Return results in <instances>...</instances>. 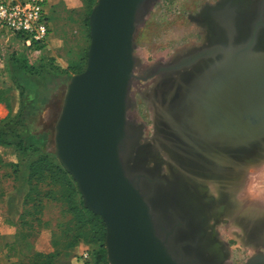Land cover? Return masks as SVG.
Segmentation results:
<instances>
[{"label":"water","instance_id":"water-1","mask_svg":"<svg viewBox=\"0 0 264 264\" xmlns=\"http://www.w3.org/2000/svg\"><path fill=\"white\" fill-rule=\"evenodd\" d=\"M146 1L97 0L91 9L86 66L66 83L54 126V154L75 183L83 207L105 226L107 264H203L189 248L203 243L204 233L198 230L190 240L188 224L164 199L171 186L161 172L167 157L161 153L165 160L160 161L158 154L153 173L143 168L151 166L145 159L141 167L127 170L130 146H142L139 134L128 132L126 115L136 65L134 36L146 15ZM256 21L244 37L224 36L222 45L202 46L154 74L162 78L190 71L164 110L188 134L181 147L189 161L194 157L202 165L232 170L222 188L224 207L246 172L264 162V50L256 47L262 26ZM202 177L216 186V180ZM156 191L162 206L156 204ZM245 264H264V254Z\"/></svg>","mask_w":264,"mask_h":264},{"label":"rangeland","instance_id":"rangeland-1","mask_svg":"<svg viewBox=\"0 0 264 264\" xmlns=\"http://www.w3.org/2000/svg\"><path fill=\"white\" fill-rule=\"evenodd\" d=\"M96 1L54 0L50 1V5L47 3L50 34L46 48L41 54L25 50L18 40L5 32H0V60L10 58L13 52L18 63L32 66L27 74L32 78L33 100L36 99L35 110H32L29 117L33 133L38 138L33 145L44 146L45 151L49 153H54V126L60 114V103L66 90V83L76 75L77 68L83 71L86 66L89 28L85 19ZM219 1L155 0L144 19L137 24L134 36L136 65L128 92L129 110L126 120L128 119L134 128L131 133L139 134V145L150 144L153 139L154 112L146 94L152 92L151 88L153 89L160 79V75L154 76L155 72L158 68L172 64L182 56L206 46L202 40L203 26L195 17L205 5L215 7ZM150 76L153 77L149 78ZM58 78L65 79V83H61V79ZM14 80L15 77H12V80H7L3 84L7 83V86L14 88L16 86ZM37 90L41 92L35 96ZM11 133L14 135V132ZM29 153L32 156L31 162H34L35 153L31 151ZM12 154V148H0L3 160L12 158L10 156ZM159 156L160 161L165 160L164 156L161 154ZM45 159L47 165L43 170L47 178L40 180L35 175L32 176V185L37 190H42L41 192H47L54 183H62L56 180V169H59L57 159L55 162L53 159L49 161L48 156H45ZM155 190L160 191L158 187ZM39 194H36L27 206L29 212L26 217L27 223L21 226L20 234L9 251L10 257L6 264H18L32 253L52 256L50 264H92L94 246L77 240L78 235L74 233L73 222L66 213L67 207L44 198L43 193H41L43 196ZM236 200L239 201V205L233 209ZM173 204L178 217L185 219L180 215L178 205ZM253 206L264 213V162L246 172L240 182V188L231 194L229 205H226L225 210L222 208L224 213L214 217L215 219L212 216L208 217L205 230L212 231L214 235L212 240L217 243L219 249H222L223 255L219 260L221 264H245L255 254H264L258 234H255L254 230L248 231V223L233 219L235 217L246 220L249 213L254 214L250 212ZM261 227L262 225L256 232L260 231ZM84 253L90 254L86 261L82 258ZM203 261L217 262L212 258Z\"/></svg>","mask_w":264,"mask_h":264},{"label":"bare ground","instance_id":"bare-ground-1","mask_svg":"<svg viewBox=\"0 0 264 264\" xmlns=\"http://www.w3.org/2000/svg\"><path fill=\"white\" fill-rule=\"evenodd\" d=\"M154 1L147 0L145 2L143 7L145 12H147ZM213 8L215 9L213 10ZM213 8L206 7L196 19L204 25L202 40L206 46L214 44L222 45V40L227 35H230L229 38L235 37V39L244 37L247 31V25L257 16V0H220L218 5ZM213 13L216 15L215 17L210 15ZM256 22V25H262L257 34L256 47L264 50V28H262L264 27V19L258 17ZM198 64H204V61H199ZM189 72V70H184L163 76L156 82L153 89L151 88L152 92L146 94V96L148 95L146 98L156 116L154 117V137H152L153 139L150 144L136 147L130 146L131 156L127 162V170L128 172H132L141 167V160L143 159L144 161L145 159L151 163V166L147 168L144 166L143 168L153 173L157 170L158 154L162 153L167 157V160L163 161L161 172L165 173L171 186L167 190L164 199L170 202L174 201L178 205L180 215L185 218H187L186 213H190L191 216L188 219L190 238L196 234H194V230L201 228L203 224L208 222L206 218L211 215L209 213L208 215L205 214V218H203L205 208L211 206L222 207L223 203L221 202V198L224 194V192L222 193V188L227 185L229 179L232 177V170L227 171L223 167V164H216L212 168L206 162L202 165L200 162L201 159H195L194 157L193 159L191 158L192 156L189 157L191 158V161H189L184 146L181 147V144L188 139V134L183 127L174 124V118L171 116V112L164 110L165 104L175 94V86L184 85L186 82L185 78ZM183 81L185 82L183 83ZM157 84H159V87H156ZM126 121L128 123V132L131 133L134 131V128L128 119ZM181 156L186 158V160H180L179 163L178 159H181ZM202 175L214 179L212 181L216 180L217 183H214L216 186L208 184L209 181L207 180L206 182V179ZM201 194H204L203 198H201ZM155 201L156 204L162 206V197L158 192H155ZM223 201L225 202L224 197ZM238 203L239 201L236 200L233 209L238 207ZM253 209L259 210L258 208ZM263 222L264 219L256 220L254 216H250L247 223L249 228L255 227L257 229ZM194 223H198V225ZM254 231L256 234L257 230ZM208 232H206L205 241L203 243L200 242V249L196 252V255L199 261H203L204 259L210 260L211 258L214 261H218V257L223 255L222 249H219L217 243L212 240L211 235L208 236ZM176 236V238H179L178 233Z\"/></svg>","mask_w":264,"mask_h":264},{"label":"crops","instance_id":"crops-1","mask_svg":"<svg viewBox=\"0 0 264 264\" xmlns=\"http://www.w3.org/2000/svg\"><path fill=\"white\" fill-rule=\"evenodd\" d=\"M50 1L54 0H48L49 5ZM13 54L15 55L12 52L10 58L0 60V121L13 119L22 111V119L17 120L20 122L18 135L25 145H30L38 139L33 133L32 122L29 121V116L36 105V99L33 100V82L27 74L30 71L18 63ZM12 77H15L14 88L7 86V83L3 84L7 80H12ZM58 79H61V83H65V79ZM37 91L35 96L41 92V90ZM10 156L12 158L4 159V163L0 164V264H6L9 260V251L16 242L30 193L27 175L18 164V155ZM12 165L19 166L12 167ZM87 254L89 259L90 254Z\"/></svg>","mask_w":264,"mask_h":264},{"label":"trees","instance_id":"trees-1","mask_svg":"<svg viewBox=\"0 0 264 264\" xmlns=\"http://www.w3.org/2000/svg\"><path fill=\"white\" fill-rule=\"evenodd\" d=\"M90 12L91 11L88 12L85 19L86 26H88V16L90 15ZM31 67L32 66H27L25 64L24 68L31 70ZM73 70H75V68H73ZM75 71V74H77L82 72V69L77 68ZM22 113L23 112L20 111L15 118L0 121V148H12L13 154L18 155V164L26 173L30 186L28 197L29 202L27 206L33 201L38 193H40V196L42 195L41 193H43L45 196L44 198H47L51 202H59L65 205L67 207L66 213L70 216V220L75 227L74 233L78 235L77 240L84 244H91L94 246V264H106V254L104 249L105 226L98 216L92 214L83 207L81 196L78 193L75 183L62 166L59 164V169H56V180L61 181V184L54 183L47 192H41L42 190H37L32 185L33 175L40 180L47 178L43 170L47 165L45 156H48L49 161L53 159L54 162L56 161V157L54 153L46 152L44 146L33 144L25 145L24 141L20 139L17 130L20 126V122H17V119H22ZM10 131L14 132V135ZM29 151L35 153L34 155L32 154L36 158L34 162H31L32 156ZM3 163V158L0 155V164ZM19 165H12V167H18ZM28 213V209L26 208L24 216L20 222V230L21 226L27 223L26 217L28 216ZM20 230L18 235L20 234ZM51 258L52 256L43 255L41 253H32L18 264H50Z\"/></svg>","mask_w":264,"mask_h":264},{"label":"built area","instance_id":"built-area-1","mask_svg":"<svg viewBox=\"0 0 264 264\" xmlns=\"http://www.w3.org/2000/svg\"><path fill=\"white\" fill-rule=\"evenodd\" d=\"M48 0H0V32L21 43L22 48L41 54L50 34ZM82 258L86 260L88 254Z\"/></svg>","mask_w":264,"mask_h":264},{"label":"flooded vegetation","instance_id":"flooded-vegetation-1","mask_svg":"<svg viewBox=\"0 0 264 264\" xmlns=\"http://www.w3.org/2000/svg\"><path fill=\"white\" fill-rule=\"evenodd\" d=\"M216 3V2H215ZM218 4V3H217ZM206 7H211V6H208V5H205V7L202 9V11L206 8ZM211 8H213V7H211ZM215 8H213V10H214ZM212 10V11H213ZM263 12H262V11ZM149 11V10H148ZM202 11H200L198 14H197V16L195 17V19H197V17H199L200 16V13L202 12ZM210 15H213V17H215L216 15L213 13V14H210ZM258 17H260V18H262V19H264V0H261V2L260 3H258V1H257V16L255 17V18H253V20L250 22V24L249 25H247V30H249L250 28H251V26L253 25V23L256 21V20H258ZM191 20H192V17L190 18ZM200 25H202L203 26V29H204V25H203V23H200L199 21H197ZM169 189V188H168ZM167 189V190H168ZM203 195L204 194H201V198H203ZM223 197H225L224 196V194L222 195V203L223 204H225V202L223 201ZM247 196H244V198H246ZM172 203H174V201L172 202ZM222 204V207H220V206H217V207H213V206H211V207H208V208H205V212H204V215H203V218H205V214L206 215H208V213L212 216V218H214V217H217V216H219V215H221L222 213H224L223 212V210H222V208L225 210V207H224V205ZM174 205V204H173ZM260 207L262 206L261 204L259 205ZM253 208H256V207H252L250 210H252V211H250V212H253L254 214H251V213H249V215H247V218H246V220H243V219H241L240 221H239V219L238 218H233V219H237V221H239V222H248V219H249V217L250 216H254V219L256 218V220H260V219H264V213H262L263 212V210H257V209H253ZM262 208V207H261ZM236 212V210L234 211V213ZM233 213V214H234ZM186 215H187V218H185V219H182L181 218V220L182 221H185L187 224H188V219H189V217L191 216L190 215V213H186ZM232 215V214H231ZM184 218V217H183ZM206 219H208L209 220V218H206ZM230 221V220H229ZM195 225H198V223H194ZM260 226V225H259ZM258 226V227H259ZM195 229V228H194ZM252 230H257V229H253V228H251ZM251 229H249V231H251ZM264 224H262V227H261V230L259 231L258 230V232H256L257 234H258V236H259V240H260V244H261V246L264 248V246L262 245V240H261V238H263V242H264ZM198 230L199 231H201L202 230V233H204V235H206V232H207V229L205 230V226L203 225L201 228H197L196 230H194V234L196 233L197 234V232H198ZM188 235H189V228H188ZM211 231V230H210ZM196 234L194 235V236H196ZM180 235H181V233H180ZM185 235V237H186V234H184ZM212 236L213 237V239H214V235H213V233H212V231L211 232H208V236ZM177 237V236H176ZM194 237H190L189 239L190 240H192ZM177 239H179V238H176L174 241H173V243H175V241L177 240ZM205 237H204V240L203 241H205ZM207 239H209V238H207ZM214 241V240H213ZM245 244H247L246 242H245ZM223 246V245H222ZM187 247H189V246H187ZM200 247V242L198 243V245H197V247H195V248H192V247H190L189 249L191 250V254H193L194 255V257L195 258H197L198 259V256L196 255V252L200 249L199 248ZM224 247V246H223ZM220 248H222L221 246H220ZM180 249H182L183 250V253H184V249L181 247ZM185 253H186V255H189L190 253L188 252L187 253V251L185 250ZM190 256V255H189ZM222 257V256H221ZM220 256L218 257L219 259H218V261L217 262H215V263H210V262H204V261H200L201 263H203V264H221V262L219 261L220 260V258H221ZM224 258H225V256H224Z\"/></svg>","mask_w":264,"mask_h":264}]
</instances>
